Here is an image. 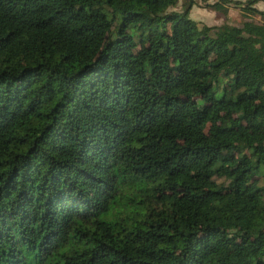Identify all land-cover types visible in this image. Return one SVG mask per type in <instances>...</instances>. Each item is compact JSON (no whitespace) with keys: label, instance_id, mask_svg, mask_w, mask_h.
<instances>
[{"label":"trees","instance_id":"1","mask_svg":"<svg viewBox=\"0 0 264 264\" xmlns=\"http://www.w3.org/2000/svg\"><path fill=\"white\" fill-rule=\"evenodd\" d=\"M176 4L0 0V264H264V23Z\"/></svg>","mask_w":264,"mask_h":264},{"label":"rangeland","instance_id":"2","mask_svg":"<svg viewBox=\"0 0 264 264\" xmlns=\"http://www.w3.org/2000/svg\"><path fill=\"white\" fill-rule=\"evenodd\" d=\"M218 0H177L175 11H180L186 3L191 4V9L189 11V18L196 22L199 26L213 27L226 23L230 26L240 27L244 21L251 20L255 23H264V19L259 17H247L244 12L238 8H233L232 6L227 7L225 14L214 11L207 8V5L214 3ZM236 1L238 3H245L247 0H230ZM258 11L264 13V0H256L253 5Z\"/></svg>","mask_w":264,"mask_h":264}]
</instances>
